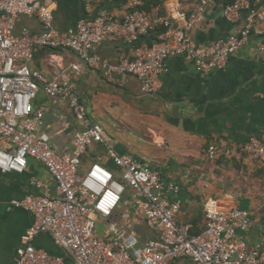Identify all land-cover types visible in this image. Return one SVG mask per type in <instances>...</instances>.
<instances>
[{
	"label": "built area",
	"instance_id": "1",
	"mask_svg": "<svg viewBox=\"0 0 264 264\" xmlns=\"http://www.w3.org/2000/svg\"><path fill=\"white\" fill-rule=\"evenodd\" d=\"M123 1L126 12L122 16L102 11L80 20L74 30L61 32L54 27L55 0H0V140L6 144L0 146V171L22 174L33 159L46 167L55 183L53 192L45 182L35 179L33 184L42 192L13 202L34 217L21 237L16 264H172L179 258L195 264H264V237L259 244L247 247L241 235L256 222L250 211H222L215 201H209L205 228L194 232L191 223L178 220L182 205L171 199L178 185L168 182L159 169L119 153L104 127L88 117L77 91V78L84 67L101 70L108 78L114 73L134 75L147 95L162 88L160 77L170 57L189 60L200 72L221 70L252 34L264 36V0H257L263 2L261 7L252 0L224 5L230 21L248 12L244 28L239 34L202 47L188 42V31L202 20L204 8L215 0H200L192 13L176 7L166 14L159 6L142 8L141 0ZM23 15L39 19L43 31L16 34V24ZM159 27L163 31L157 40L140 42ZM104 41L135 45L133 55L110 64L92 53ZM45 48L71 50L81 62L49 80L32 66L35 53ZM40 88L51 98L67 100L80 124L71 145L61 150L54 147L50 134L40 129L46 107H33ZM94 145L105 147L117 171L96 161L81 172L82 158ZM236 152L252 155L264 167V134L250 137L235 151L215 144L206 149L211 160ZM128 187L141 196L137 204L147 224L159 231V239L141 245L134 233L115 225L106 236L98 234L99 222L112 217ZM41 233L50 234L63 254L38 248L35 239Z\"/></svg>",
	"mask_w": 264,
	"mask_h": 264
},
{
	"label": "crops",
	"instance_id": "2",
	"mask_svg": "<svg viewBox=\"0 0 264 264\" xmlns=\"http://www.w3.org/2000/svg\"><path fill=\"white\" fill-rule=\"evenodd\" d=\"M142 7L150 0H141ZM162 14L178 8L192 13L200 0H160ZM227 0H215L206 6L202 20L188 31L187 40L196 47L230 34H239L248 16L230 21L224 14ZM261 7L263 2L252 0ZM54 27L61 32L74 30L85 18L102 11L116 16L126 12L123 0H55ZM161 28V27H160ZM163 29V28H162ZM24 30L43 31L35 17L21 16L15 33ZM161 32L154 31L140 39L151 44ZM135 45L121 41H104L93 54L116 65L133 55ZM71 50L55 53L38 50L32 66L49 80L69 72L80 63ZM162 88L154 95L142 91L141 81L134 75L114 73L108 78L103 71L84 67L77 78L80 100L86 105L88 117L101 124L105 135L121 154H130L139 161L159 169L168 182L179 190L171 199L181 202L178 220L191 223L199 232L206 225L205 206L215 201L222 211L233 208L250 211L255 224L241 235L247 247L259 244L264 237V167L248 153L236 152L231 157L211 160L206 154L209 145H225L237 150L252 136L264 134V36L252 34L247 44L232 57L225 68L200 72L193 62L180 57L166 60L160 77ZM45 106L40 129L50 134L57 150L71 145L80 127L67 100L49 97L41 88L33 99L34 109ZM0 140V146H5ZM99 162L112 171L117 167L103 145L92 146L82 158L81 172ZM41 180L55 192V183L44 165L30 159L22 174L0 171V264H16L21 237L34 221L32 213L13 206L30 193H41L33 184ZM141 196L128 187L123 200L107 220L99 222L98 234L106 236L112 225L123 226L134 233L142 245L159 239V231L147 224L137 201ZM35 245L50 253L63 254L48 233H41ZM172 264H195L179 258Z\"/></svg>",
	"mask_w": 264,
	"mask_h": 264
},
{
	"label": "trees",
	"instance_id": "3",
	"mask_svg": "<svg viewBox=\"0 0 264 264\" xmlns=\"http://www.w3.org/2000/svg\"><path fill=\"white\" fill-rule=\"evenodd\" d=\"M234 2V0H227L226 1V4H230V3H233ZM149 3H150V6H148V7H142V8H144V9H152L153 7H155V6H157V5H161V6H163V4H162V2L160 1V0H150L149 1ZM163 27H159L156 31L157 32H162L163 31V29H162ZM155 41V40H154ZM44 50H47L48 52H58V51H61V49H44ZM205 228V227H204ZM202 231V230H201ZM200 232V231H199ZM196 233H198V232H196Z\"/></svg>",
	"mask_w": 264,
	"mask_h": 264
}]
</instances>
